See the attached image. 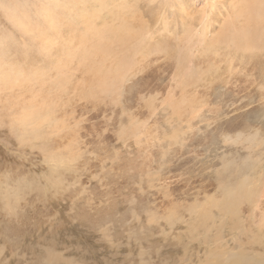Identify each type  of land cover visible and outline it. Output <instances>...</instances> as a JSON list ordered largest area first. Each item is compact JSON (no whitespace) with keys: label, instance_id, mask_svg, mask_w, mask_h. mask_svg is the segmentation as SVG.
<instances>
[{"label":"rangeland","instance_id":"374dc122","mask_svg":"<svg viewBox=\"0 0 264 264\" xmlns=\"http://www.w3.org/2000/svg\"><path fill=\"white\" fill-rule=\"evenodd\" d=\"M221 1L0 0V264H264V0Z\"/></svg>","mask_w":264,"mask_h":264},{"label":"bare ground","instance_id":"6f19581e","mask_svg":"<svg viewBox=\"0 0 264 264\" xmlns=\"http://www.w3.org/2000/svg\"><path fill=\"white\" fill-rule=\"evenodd\" d=\"M144 2L150 4H154L153 6H150L151 9H158L161 12H163V18L162 20L164 22H166L167 17H165L164 13V9L163 8H168L169 10L171 9V13L173 14V9L177 8L179 11V18H176L175 22L173 23V25L175 24V26H180L181 30H185L186 26H187V22L189 23L191 20V23L193 24V27H189V30L191 29H195L194 31H196L197 29H201L202 31H209L214 27V22L217 21V19L222 16L221 12H220V8H224L223 11L226 10V8H228L230 5L227 3H224L221 0H203L202 5L196 9V5L195 3L199 0H171L169 1L168 4H165L164 6L161 7V3L164 0H143ZM216 1H221L223 4H221V2L218 4L216 3ZM233 0H231L232 2ZM230 2V1H229ZM217 4V5H216ZM194 5V6H193ZM220 5L219 9L217 8V6ZM237 5V4H236ZM167 10V9H166ZM167 15V14H166ZM171 16V15H170ZM231 17V16H230ZM226 18V17H225ZM181 19H189L186 23L184 24H180L177 23L179 22ZM168 20V19H167ZM225 21V20H224ZM232 21V19H231ZM199 23V28H197V23ZM234 22V21H233ZM167 24H165L164 26H167ZM186 25V26H185ZM185 26V27H184ZM166 28V27H165ZM217 34V33H216ZM215 34V35H216ZM134 35V34H132ZM133 37V36H132ZM148 37V36H147ZM152 38V37H151ZM219 38V37H218ZM145 51V50H144ZM143 51V52H144ZM144 54V53H143ZM216 71H214L215 73ZM216 76V75H215ZM206 84V83H205ZM204 84V85H205ZM207 85V84H206ZM205 85V86H206ZM210 85V84H208ZM207 87V86H206Z\"/></svg>","mask_w":264,"mask_h":264}]
</instances>
